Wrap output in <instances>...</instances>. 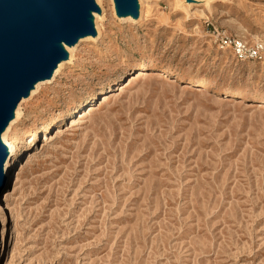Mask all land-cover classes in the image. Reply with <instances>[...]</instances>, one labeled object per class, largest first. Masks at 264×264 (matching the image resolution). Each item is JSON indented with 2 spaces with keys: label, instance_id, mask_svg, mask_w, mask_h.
<instances>
[{
  "label": "rangeland",
  "instance_id": "obj_1",
  "mask_svg": "<svg viewBox=\"0 0 264 264\" xmlns=\"http://www.w3.org/2000/svg\"><path fill=\"white\" fill-rule=\"evenodd\" d=\"M176 1L101 0L97 43L20 105L0 264H264V56L212 37L264 47V0Z\"/></svg>",
  "mask_w": 264,
  "mask_h": 264
},
{
  "label": "water",
  "instance_id": "obj_2",
  "mask_svg": "<svg viewBox=\"0 0 264 264\" xmlns=\"http://www.w3.org/2000/svg\"><path fill=\"white\" fill-rule=\"evenodd\" d=\"M114 3L117 12H136L135 0ZM95 10L92 0H0V133L21 98L63 59L56 45L91 32ZM7 159L0 143V177Z\"/></svg>",
  "mask_w": 264,
  "mask_h": 264
},
{
  "label": "bare ground",
  "instance_id": "obj_3",
  "mask_svg": "<svg viewBox=\"0 0 264 264\" xmlns=\"http://www.w3.org/2000/svg\"><path fill=\"white\" fill-rule=\"evenodd\" d=\"M148 1H152V0H135L136 12L134 14L133 13L131 14L128 11L127 12L126 11L125 12H117L115 9L114 0H111L116 17L121 18L123 20H132L135 22H139L141 20L143 4L145 2H148ZM92 2L94 4V6L96 7V10L95 11H89L88 17H87V25L89 26L91 32L89 34H86L85 36L78 38L73 44H66V43L61 42V43L56 45L58 50L63 54V59L57 63V65L50 72V74L47 78L35 82L33 84V86L29 89L27 95L25 97L21 98L18 105L15 107V109L9 115L8 122L0 133V143L6 148L7 155H8V159H7V161L3 167L2 176L0 177L1 181H3V182L5 181V183L8 180V176H9L11 167L14 165V162L16 161V159H15L16 151L11 149L7 145H5V141L7 138V134L11 130V127L14 126V124L17 123L19 120V117L21 114L20 105L22 103H24L25 101L31 99L37 93V91L41 85L51 84L54 82L56 76L63 70L65 65L69 64L72 61L73 51H74V49H76L78 47L79 44H81V43H97V41L100 39V36H101L100 23H101V20H103V9L100 6L101 0H92ZM178 2H180V1H178ZM197 3H199L198 0H181L180 6L184 7V8L185 7L188 8L189 6L196 5ZM204 7H206V6H204ZM209 10H211V9H209ZM135 14H136V17H134ZM146 69H153V68L152 67H146ZM161 72L165 75V71H161ZM134 75H136V76H134ZM138 76H139L138 72L129 76V78L131 80L128 81V83H130L131 81L136 79ZM187 83L193 84L194 82L187 81ZM195 85L202 87L203 84L196 83ZM119 89H123V86H118L116 91H118ZM232 95L236 96V97H246V96L242 95L241 93H234ZM102 98H103V101H105L107 99V98H105V95L102 96ZM260 101H262V100H260ZM260 103H262V102H260ZM56 123H57V120L55 119L54 122L49 124V126H54ZM0 226H1V228H0V254H1V258H5V256L7 255V251H8L11 244H8L9 243V238H8L9 228H8V222H7L6 215H5V206L1 202H0Z\"/></svg>",
  "mask_w": 264,
  "mask_h": 264
},
{
  "label": "built area",
  "instance_id": "obj_4",
  "mask_svg": "<svg viewBox=\"0 0 264 264\" xmlns=\"http://www.w3.org/2000/svg\"><path fill=\"white\" fill-rule=\"evenodd\" d=\"M212 37L219 51L231 53L237 61H260L264 56V47L261 42L250 44L244 39L227 34L226 31L216 29Z\"/></svg>",
  "mask_w": 264,
  "mask_h": 264
}]
</instances>
